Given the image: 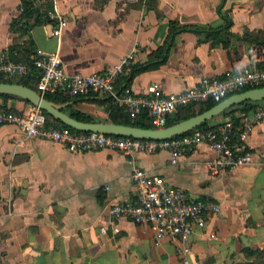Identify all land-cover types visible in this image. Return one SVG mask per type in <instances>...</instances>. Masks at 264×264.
Returning <instances> with one entry per match:
<instances>
[{"label": "crops", "instance_id": "crops-1", "mask_svg": "<svg viewBox=\"0 0 264 264\" xmlns=\"http://www.w3.org/2000/svg\"><path fill=\"white\" fill-rule=\"evenodd\" d=\"M33 1L43 11L50 4L67 25L59 36L53 34L57 21L22 27L23 0H0V58L31 38L39 52H58L72 74L106 70L134 47L136 63L147 64L165 43L170 21L178 20L199 30L178 32L167 60L133 78L129 86L136 93H148L154 84L178 92L203 76L264 66V0H156L152 7L147 0ZM210 27L222 30L209 35ZM105 98L91 93L72 107L107 121L108 105L100 101ZM3 104L18 111L32 106L21 97H0ZM236 114L244 123L252 112ZM210 120L230 119L220 113ZM246 143L250 163L214 169L217 153L206 143L172 164L169 149L71 151L0 123V264H229L233 256L243 261L245 246L264 245V119ZM135 167L193 197L214 199L220 210L188 239L157 242L151 224L114 219L110 212L116 202L137 200Z\"/></svg>", "mask_w": 264, "mask_h": 264}, {"label": "built area", "instance_id": "built-area-1", "mask_svg": "<svg viewBox=\"0 0 264 264\" xmlns=\"http://www.w3.org/2000/svg\"><path fill=\"white\" fill-rule=\"evenodd\" d=\"M49 16L57 20L53 34L59 36L68 21L53 10L49 11ZM137 50L134 47L106 70L90 74L68 73L61 64L58 52L38 51L33 63L41 70L38 89L43 94L59 91L71 96H84L92 92L111 95L124 106L131 117H137L142 111L149 110L152 122L157 127L166 125L171 113L189 104L210 99L219 102L242 88L258 87L264 83V66L250 64L222 76H203L196 84L178 92H165L159 84L152 85L145 94L136 93L131 86L120 90L117 81L136 62ZM30 69L31 64L28 62L14 61L6 56L0 58V78L19 77ZM31 105L28 111L0 107V123L16 124L26 137H45L65 145L71 151L111 148L129 153L135 150L153 153L169 149L172 164H177L183 154L206 143L217 153V158L210 164L214 169L250 163L252 157L247 151L246 140L255 124L264 119V106L244 117L240 140L232 139V120L215 128H196L179 137L145 139L58 126L48 123V116L43 109L35 104ZM132 177L138 185L137 200L114 203L110 209L111 215L114 219L129 218L137 223L151 224L157 242L165 237L188 239L198 228L206 226L207 215L220 210L219 203L214 199L193 197L184 189L167 184L163 177L151 175L141 167L133 169ZM180 250L183 251V248ZM183 264L190 263L185 259Z\"/></svg>", "mask_w": 264, "mask_h": 264}, {"label": "trees", "instance_id": "trees-1", "mask_svg": "<svg viewBox=\"0 0 264 264\" xmlns=\"http://www.w3.org/2000/svg\"><path fill=\"white\" fill-rule=\"evenodd\" d=\"M147 5L150 7L155 6L156 0H147ZM37 6V5H36ZM35 2L33 0H23L22 4V13L19 19L23 21L22 27L24 24L28 25L29 27L40 24L43 22H56L57 20L55 18H52L49 16V8L51 7L50 4L46 5V8L43 10L40 9V7H36ZM29 29V28H28ZM188 29H196L199 30V28L195 26H189L187 24H182L178 20H171L170 21V30L169 35L165 41V43L160 46L158 49H156L153 53H151V61L147 64H140V63H132L131 66L126 71L125 75L121 77V79H118L117 81V87L118 89H124L126 86H129L133 78L148 69L154 68L158 66L160 63L167 60V55L170 50L171 43L174 39V36L183 30ZM221 28H209L208 33L209 35L215 34L216 32H220ZM9 58L14 61H24L31 64V69L24 75L15 77V78H8V77H1L0 81H6V82H20L23 84H26L28 86L34 87L38 89V81L41 77V70L37 66H35L33 63L35 59L38 56V48H36L33 40L29 38L25 43H17L13 44L11 48L9 49ZM258 86H264L263 84H260ZM251 87H245L242 88L240 91L247 90ZM93 93V92H92ZM47 98L57 101V102H68L73 101L76 98L80 96H71V95H64L61 92H46L44 94ZM0 97L4 99L8 98H15L18 96L11 95V94H2L0 93ZM106 98L104 101L108 105L109 110V118L110 120L117 122V123H123V124H131L136 125L140 127H146V128H152L154 127V124L152 122V117L150 115L149 110L142 111L137 117H131L126 111L123 105L118 103L115 98L111 95L105 96ZM218 101H215L213 99H210L203 103H193L189 104L185 107L180 108L178 111L171 113L168 116V119L166 121V125L173 124L175 122H178L182 119H185L187 117H190L194 114L200 113L206 109L211 108L213 105H215ZM72 103L69 104L64 108L66 112L71 114L73 117L82 120V121H98L99 119L93 117L90 114H87L85 112H82L78 109H75L72 107ZM200 105V106H196ZM264 106V99L259 101L254 100H247L243 101L241 103L235 104L231 107H229L227 110L222 112L223 117H229L230 120L233 122V126L231 128V135L233 140H240V134L244 129V123L241 121V117L236 114V111L238 109L241 110H247L248 112H253L259 107ZM0 107H5L6 104L0 105ZM45 113L48 116V123H55L58 126H67L64 122H62L59 119L54 118L52 115H50L48 112L45 111ZM221 122L215 123L214 120H208L205 123L199 125L197 128L206 127V128H213L216 127ZM190 131H187L183 134L177 135L175 137H179L181 135H184L186 133H189ZM120 136V135H116ZM250 150L249 147L247 148V151ZM244 260L238 261L235 259V256H233V260L229 264H264V245L260 247H252V246H245L242 249Z\"/></svg>", "mask_w": 264, "mask_h": 264}, {"label": "water", "instance_id": "water-1", "mask_svg": "<svg viewBox=\"0 0 264 264\" xmlns=\"http://www.w3.org/2000/svg\"><path fill=\"white\" fill-rule=\"evenodd\" d=\"M0 93L21 97L28 102L39 106L54 118L61 120L67 126L80 131H96L103 134L133 136L145 139H166L183 134L198 127L214 116L224 112L229 107L247 100L259 101L264 99V86L249 88L229 95L217 102L211 108L170 125L154 126L152 128L140 127L131 124L107 121H82L66 112L64 108L72 103L57 102L47 98L39 89L20 82L0 81Z\"/></svg>", "mask_w": 264, "mask_h": 264}]
</instances>
